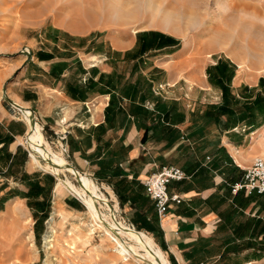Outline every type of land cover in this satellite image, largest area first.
Listing matches in <instances>:
<instances>
[{"label":"crops","instance_id":"0c3cea01","mask_svg":"<svg viewBox=\"0 0 264 264\" xmlns=\"http://www.w3.org/2000/svg\"><path fill=\"white\" fill-rule=\"evenodd\" d=\"M148 34L153 40L144 39ZM148 34L143 40L136 34L121 47L130 56L120 58L100 52L88 57L72 52L37 56L30 48V59L27 55L17 67L6 90L34 109L37 122L56 135L54 143L67 132L71 163L112 188L134 221H144L171 264H264V193L232 191L254 158L264 155V119L253 127L251 117L254 109L264 115L263 92L240 88L258 85L260 77L249 81L235 73L231 85L237 96L229 104L228 91L213 87L207 73L219 84L223 78L215 71L228 60L203 68L198 60H181V42L174 32ZM160 50L162 56H145ZM33 65L37 70L28 72ZM187 65L190 80L182 86L186 76L181 70L186 74ZM245 92L253 98L244 102ZM1 95L0 198L12 189L28 190L25 172L32 171L24 142L30 123L15 118L21 111H13ZM203 98L220 103L204 114L210 118L203 125L209 137L195 133V115L207 107ZM163 164L180 166L186 176L170 182L169 192L182 200L172 201L159 218L144 179ZM26 199L15 195L4 210L18 201L25 206Z\"/></svg>","mask_w":264,"mask_h":264},{"label":"rangeland","instance_id":"374dc122","mask_svg":"<svg viewBox=\"0 0 264 264\" xmlns=\"http://www.w3.org/2000/svg\"><path fill=\"white\" fill-rule=\"evenodd\" d=\"M164 30L179 36L181 60H198L203 68L219 59L229 61L221 66V71H215L228 82H212L207 70L213 87L228 91L225 100L229 104L237 96L231 85L237 72L240 78L249 81L260 77L258 85L243 84L240 88H260L261 98H264V0H0L1 101L7 103L3 89L27 57L25 49H33L37 56L41 52H72L76 57H88L100 52L103 57L120 58L130 56V53L124 54L121 47L128 46L136 34L138 40H143L145 33L157 34ZM144 39L153 40V37L148 34ZM162 54L163 50L151 51L145 56ZM185 67L186 74L181 70V76H186L181 79L182 86L190 80L188 69L191 66ZM36 70L33 65L28 72ZM203 80H206L204 75ZM252 98L250 92L243 94L244 102ZM207 100L209 98H203L202 104L207 103V107L203 105L202 111L195 115V133L209 137L205 132L210 130L203 125L210 118L204 114L214 111L220 103ZM262 104L260 100L261 108ZM234 105L239 103L234 102ZM19 113L13 116L25 120ZM253 113L254 127L264 115H257L256 109ZM37 123L41 127L37 129L52 150L60 152L59 143L53 142L56 135ZM29 138L28 132L24 142L29 152L26 163L29 161L32 169L25 172L29 189L19 192L12 189L0 198V210H4V203L15 195L27 197L25 206L18 201L9 203L8 208L1 211L0 264H154L147 258L146 251L135 249L129 239L120 236L130 254L124 258V254L115 249L116 242L96 224L84 203L91 199L89 190L92 189L104 213L113 214L131 229L134 225L137 231L148 233L152 237L150 240L157 243L152 233L145 229L144 221H134L128 205L119 204L112 188L87 172L78 179L67 169L57 168L54 172L48 158L31 148ZM35 156L40 164L34 162ZM65 156L71 162L66 153ZM82 188L88 192L78 191ZM160 249L169 261L165 251Z\"/></svg>","mask_w":264,"mask_h":264},{"label":"bare ground","instance_id":"6f19581e","mask_svg":"<svg viewBox=\"0 0 264 264\" xmlns=\"http://www.w3.org/2000/svg\"><path fill=\"white\" fill-rule=\"evenodd\" d=\"M16 108L17 107H15V106L11 107V109L13 111H16L15 110ZM17 109H19V108H17ZM20 111H21L20 113L24 116V118L26 120H28L30 123L29 114L31 112L29 110H25V109L20 110ZM30 128H31V125H30ZM37 128H41V127L36 122L35 127H33L30 131H28L29 135H30V138H29L30 143H32L31 148L34 151L41 152V154H43L44 156H46L48 158L47 159L48 161H49V159L52 160L53 163H51V162L50 163L53 165V171L54 172L57 170V168H60V169L62 168L61 170L67 169L70 173L75 175L76 174L75 169L73 167H67L66 166L67 162H69V161L65 156V153H66L64 151L65 150L64 149L65 144H63L61 142V144H62L61 148L62 149L60 150V152L58 151L57 153H55L52 150V147L49 144V142L46 140L45 136ZM34 162L37 164H40V162L36 156L34 158ZM55 164H58V165H55ZM81 174H83V172L79 170V175H81ZM109 188L110 187H108V189ZM91 190H89L91 192L90 196H89L91 199L88 200L87 203L86 202H84V203L87 204L88 208L90 209L91 213L93 214V217L96 219V221H95L96 224L99 227L103 228L107 232V234L112 238V240L116 242L115 249L117 251H119L120 254H124V256H125L124 258H127V256H129L130 254H129L128 250L126 249V247L124 246L123 240L119 239L120 236L123 237L124 239L125 238L129 239L130 242L133 243V246L135 249H137V250L143 249L144 251H146L147 258L150 259V261H152L154 264H169L168 259H166L165 255L161 252V249L156 248L155 242L153 243L150 240V238H152V237L148 233H146L144 231L139 232L135 228L131 229V228L125 226L123 223H120L119 220L113 214L107 215L106 213H104L103 210H101V208H103V205L100 203L101 201H99L98 198H97L98 200L95 201L96 196H94V194ZM78 191H81V193H83V194L88 192L87 189H83V188L78 190ZM112 197L116 200V196L114 195L113 192H112ZM143 234H145V235H143ZM48 238L49 237H47V239ZM147 262L150 263L149 261H147Z\"/></svg>","mask_w":264,"mask_h":264},{"label":"built area","instance_id":"2783aa9c","mask_svg":"<svg viewBox=\"0 0 264 264\" xmlns=\"http://www.w3.org/2000/svg\"><path fill=\"white\" fill-rule=\"evenodd\" d=\"M64 145V151L68 154L67 132L62 131L58 136V143ZM185 171L175 164H163L158 170L150 173L144 179L147 194L154 199L159 218H162L169 210L172 201L180 202L182 197L178 193L169 192V184L172 180L182 179ZM245 190L248 193H264V155L254 158L252 164L246 169L244 178L232 184V191ZM134 226V225H133Z\"/></svg>","mask_w":264,"mask_h":264},{"label":"water","instance_id":"95a60500","mask_svg":"<svg viewBox=\"0 0 264 264\" xmlns=\"http://www.w3.org/2000/svg\"><path fill=\"white\" fill-rule=\"evenodd\" d=\"M25 52L28 55L27 59H30L31 54H32L31 51L29 49H25ZM3 91H4V97L7 99V104H9L10 107L15 106V107L19 108L20 110L29 109L31 111V113L29 114V120H30V125H31V128L29 129V131H30L33 127H35L36 122H37L34 109L31 107L24 106V105L20 104L19 102H17L16 100H14L13 98H11L7 94L6 86L4 87ZM49 162L53 163L51 159H49ZM55 165H58V164H55ZM66 166L67 167H73L76 171L75 175H76L77 179L80 178L79 169L73 163L67 162ZM132 227L136 228L135 226H132Z\"/></svg>","mask_w":264,"mask_h":264},{"label":"trees","instance_id":"16d2710c","mask_svg":"<svg viewBox=\"0 0 264 264\" xmlns=\"http://www.w3.org/2000/svg\"><path fill=\"white\" fill-rule=\"evenodd\" d=\"M225 89H226V87H225ZM225 92H226V90H225Z\"/></svg>","mask_w":264,"mask_h":264}]
</instances>
